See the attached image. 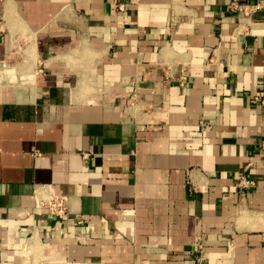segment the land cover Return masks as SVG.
I'll return each mask as SVG.
<instances>
[{
	"label": "crops",
	"instance_id": "obj_1",
	"mask_svg": "<svg viewBox=\"0 0 264 264\" xmlns=\"http://www.w3.org/2000/svg\"><path fill=\"white\" fill-rule=\"evenodd\" d=\"M230 2L0 0V264H264V17Z\"/></svg>",
	"mask_w": 264,
	"mask_h": 264
},
{
	"label": "built area",
	"instance_id": "obj_2",
	"mask_svg": "<svg viewBox=\"0 0 264 264\" xmlns=\"http://www.w3.org/2000/svg\"><path fill=\"white\" fill-rule=\"evenodd\" d=\"M229 8L230 12L239 13L245 17L255 15H261L264 17V0H231ZM185 81L186 77H181L179 79V85L183 86ZM254 100L264 107V87H262L261 90L254 96ZM257 149L264 154V137L260 140ZM235 185L242 193L246 189L253 187L254 181L247 177L244 169L237 175ZM35 207L46 209L49 214L57 218L58 224L66 215L67 197L58 196L51 190L47 196L35 198ZM53 230H56L55 226L53 227Z\"/></svg>",
	"mask_w": 264,
	"mask_h": 264
},
{
	"label": "bare ground",
	"instance_id": "obj_3",
	"mask_svg": "<svg viewBox=\"0 0 264 264\" xmlns=\"http://www.w3.org/2000/svg\"><path fill=\"white\" fill-rule=\"evenodd\" d=\"M32 238H34V239H31L30 240V243H29V245H30V247H29V249H32L34 246H36L37 245V242L35 241V238L36 237H32ZM35 255V254H34ZM36 258V257H35ZM37 259V258H36Z\"/></svg>",
	"mask_w": 264,
	"mask_h": 264
}]
</instances>
